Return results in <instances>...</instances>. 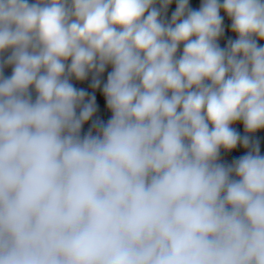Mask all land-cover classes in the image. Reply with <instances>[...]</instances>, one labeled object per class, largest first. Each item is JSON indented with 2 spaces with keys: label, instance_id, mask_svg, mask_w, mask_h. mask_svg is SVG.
Listing matches in <instances>:
<instances>
[{
  "label": "clouds",
  "instance_id": "obj_1",
  "mask_svg": "<svg viewBox=\"0 0 264 264\" xmlns=\"http://www.w3.org/2000/svg\"><path fill=\"white\" fill-rule=\"evenodd\" d=\"M175 2L0 0V264H264V0Z\"/></svg>",
  "mask_w": 264,
  "mask_h": 264
},
{
  "label": "built area",
  "instance_id": "obj_2",
  "mask_svg": "<svg viewBox=\"0 0 264 264\" xmlns=\"http://www.w3.org/2000/svg\"><path fill=\"white\" fill-rule=\"evenodd\" d=\"M30 2H32V0H30ZM200 4H201V0H189V5L193 9H199ZM221 15L224 16V18H225V26H226V36L224 39H222L220 41L221 46H223L226 43V39L228 37H231L233 39H235L236 37H235V34L231 33L230 30H228V29H230V24H231L230 19L226 16V14L223 11H221ZM259 43L261 45H264V41H259ZM107 71H111V68L109 67V69ZM106 77H107V72L102 77V80L105 82H106ZM90 82H91V78H89V80L84 81V82H78V81L73 80V83L76 87L84 88L86 91H88L91 94L94 90L89 87ZM95 94L97 96L98 110H97V113L94 115L93 119H100V120H103L106 122L108 119H110L111 113L106 108L105 102H104L103 97H102V93L99 90H95ZM90 125H91V121L87 122L83 126V132L84 133H86L88 131ZM233 127L237 131H239L238 123L234 124ZM241 155H242V147H237V149H235L231 152H224L223 150L221 151V157H231V158L235 159Z\"/></svg>",
  "mask_w": 264,
  "mask_h": 264
},
{
  "label": "crops",
  "instance_id": "obj_3",
  "mask_svg": "<svg viewBox=\"0 0 264 264\" xmlns=\"http://www.w3.org/2000/svg\"><path fill=\"white\" fill-rule=\"evenodd\" d=\"M175 8H176V2L175 0H173V3L169 6L168 12H167V15L169 18L171 17V14L175 10ZM4 74L5 76L11 75V68L10 67L6 68L4 70ZM34 97H35V93L33 92V98ZM238 127H239L240 134L244 135L245 133H244L242 123H238ZM254 138L260 141L261 154L264 155V130L255 133ZM245 153H246V150L242 148V155H244ZM233 159L234 158H231V157H222V160L227 163H231Z\"/></svg>",
  "mask_w": 264,
  "mask_h": 264
}]
</instances>
